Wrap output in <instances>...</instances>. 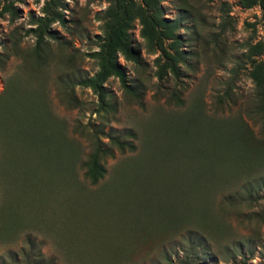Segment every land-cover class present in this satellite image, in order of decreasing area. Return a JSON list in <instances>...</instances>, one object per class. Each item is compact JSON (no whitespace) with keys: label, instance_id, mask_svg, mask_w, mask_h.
Returning a JSON list of instances; mask_svg holds the SVG:
<instances>
[{"label":"rangeland","instance_id":"374dc122","mask_svg":"<svg viewBox=\"0 0 264 264\" xmlns=\"http://www.w3.org/2000/svg\"><path fill=\"white\" fill-rule=\"evenodd\" d=\"M8 1L17 14L0 19V264H175L190 242L199 264H264V119L245 59L250 45L264 52L259 8L165 0L166 16L182 19L180 83L158 82L142 50L138 67L119 61L139 97L111 77L103 111L68 80L97 70L89 54L107 4L61 0L63 25L50 26L56 39L38 61L31 30L45 0L0 6ZM138 30L130 39L142 46ZM104 134L133 150L104 158L90 185L84 163Z\"/></svg>","mask_w":264,"mask_h":264},{"label":"trees","instance_id":"16d2710c","mask_svg":"<svg viewBox=\"0 0 264 264\" xmlns=\"http://www.w3.org/2000/svg\"><path fill=\"white\" fill-rule=\"evenodd\" d=\"M102 1L107 4L101 16L102 32L98 38L97 50L89 54V57L94 59L97 70L90 77L77 76L69 79V85L89 89L95 96L97 105L103 111L111 110L113 107L104 88V84L111 77L118 81L124 93L137 99L139 92L131 84L119 61L129 62L138 67L143 63L142 50L146 55L155 56L152 63L158 82L170 78L176 84L180 83V66L185 64L186 59L184 50L181 49L182 37L179 34L182 19H169L166 16L162 6L165 0ZM237 3L242 9L257 6L261 13L264 30V0H238ZM62 7L61 0H45L40 9V16L33 20L34 28L31 32L35 37V42L32 57L38 61L43 58L46 50L45 39H56L50 26L54 23L63 25ZM4 14L11 17L16 16L17 10L12 1L4 2L0 6V19ZM135 22L139 28L138 36L142 40V46L134 44L130 39V31ZM256 54L262 56L263 60L254 59L253 56ZM245 59L250 67L248 77L253 83V96L256 101L255 112L264 119V52L261 45H250ZM104 138L106 142L99 139L93 141L91 151L84 163V176L90 185H95L103 178L105 174L104 158L112 156L114 151L133 150L132 144L121 140L120 137L104 134ZM197 248L193 242H190L186 250L188 255L178 259L175 264H199L193 256V252ZM166 260L168 264H174L172 260ZM27 262H29L28 264H42L41 259L28 260Z\"/></svg>","mask_w":264,"mask_h":264}]
</instances>
